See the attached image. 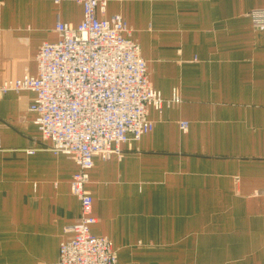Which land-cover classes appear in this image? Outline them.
Segmentation results:
<instances>
[{
    "label": "crops",
    "instance_id": "obj_1",
    "mask_svg": "<svg viewBox=\"0 0 264 264\" xmlns=\"http://www.w3.org/2000/svg\"><path fill=\"white\" fill-rule=\"evenodd\" d=\"M0 0V85L35 75L57 21L76 0ZM264 0H107L147 64L152 87L179 101L148 110L152 131L94 158L86 190L95 236L117 264H264ZM34 93L0 97V264H57L80 213L76 165L45 148L28 110ZM188 122L181 131L179 122Z\"/></svg>",
    "mask_w": 264,
    "mask_h": 264
},
{
    "label": "built area",
    "instance_id": "obj_2",
    "mask_svg": "<svg viewBox=\"0 0 264 264\" xmlns=\"http://www.w3.org/2000/svg\"><path fill=\"white\" fill-rule=\"evenodd\" d=\"M62 0H55L58 4ZM82 8L77 26L57 21L55 41H43L35 54V75L4 81L0 97L9 91L34 93L28 107L35 114L45 148L65 155L76 165L69 188L80 213L59 244L57 264H117L109 239L95 236L93 199L86 190L94 158L122 156L121 146L152 131L148 110L161 113L179 101L150 83L147 64L130 28L120 15L103 14L107 0H76ZM252 27L264 33V8L248 13ZM188 122H179L186 131Z\"/></svg>",
    "mask_w": 264,
    "mask_h": 264
},
{
    "label": "rangeland",
    "instance_id": "obj_3",
    "mask_svg": "<svg viewBox=\"0 0 264 264\" xmlns=\"http://www.w3.org/2000/svg\"><path fill=\"white\" fill-rule=\"evenodd\" d=\"M250 18V17H249Z\"/></svg>",
    "mask_w": 264,
    "mask_h": 264
}]
</instances>
